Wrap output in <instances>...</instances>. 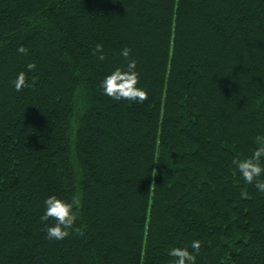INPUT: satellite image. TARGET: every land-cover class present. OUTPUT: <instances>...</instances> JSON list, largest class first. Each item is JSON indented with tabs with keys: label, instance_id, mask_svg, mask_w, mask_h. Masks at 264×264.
I'll list each match as a JSON object with an SVG mask.
<instances>
[{
	"label": "trees",
	"instance_id": "obj_1",
	"mask_svg": "<svg viewBox=\"0 0 264 264\" xmlns=\"http://www.w3.org/2000/svg\"><path fill=\"white\" fill-rule=\"evenodd\" d=\"M130 59L144 101L103 91ZM258 136L264 0H0V264H170L195 239L196 264H264V192L234 163Z\"/></svg>",
	"mask_w": 264,
	"mask_h": 264
},
{
	"label": "clouds",
	"instance_id": "obj_2",
	"mask_svg": "<svg viewBox=\"0 0 264 264\" xmlns=\"http://www.w3.org/2000/svg\"><path fill=\"white\" fill-rule=\"evenodd\" d=\"M103 45L96 44V50L100 52V58H104ZM17 51L24 53L27 48L21 44L17 47ZM123 56L128 57L130 50L126 47L122 49ZM136 60L130 59L126 68L119 66L114 67L110 72L105 74L101 81L103 91L116 99L132 98L144 101L148 92L143 87L138 86L139 73L136 70ZM29 68L34 67V64H29ZM13 84L17 90L26 86V74L24 71L17 73ZM253 153L249 157L240 159L234 158V163L239 169L240 175L245 182L252 183L259 191L264 192V180L257 179L264 173V163H261L264 158V137L258 136ZM44 212L41 216L42 220H48L49 217L54 219V223L48 224L46 233L49 238L61 240L69 235V231L76 221V215L73 211L74 204L72 201L57 195L55 192L49 194L44 199ZM201 241L195 239L191 242V250L188 246H173L169 249V255L175 259L170 264H196L195 252L200 249Z\"/></svg>",
	"mask_w": 264,
	"mask_h": 264
}]
</instances>
